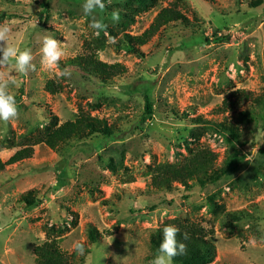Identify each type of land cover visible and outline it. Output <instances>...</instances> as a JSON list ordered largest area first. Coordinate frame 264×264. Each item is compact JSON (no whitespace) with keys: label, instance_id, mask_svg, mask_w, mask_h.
<instances>
[{"label":"rangeland","instance_id":"rangeland-1","mask_svg":"<svg viewBox=\"0 0 264 264\" xmlns=\"http://www.w3.org/2000/svg\"><path fill=\"white\" fill-rule=\"evenodd\" d=\"M84 2L0 0V24L10 29L7 44L31 49L35 65L26 75L15 72L14 61L4 69L15 76L9 90L19 97L20 114L0 121V160L29 147L46 126L73 121L79 110L123 133L115 140L90 136L87 154L69 156L75 144L55 151L38 144L30 158L0 172V264H35L33 249L48 240L57 243L68 264H150L156 255L151 232L183 221L213 231L211 264H264V0H112L96 12L108 25L98 35L89 28ZM254 3L260 4L251 7ZM170 7L187 24L172 23L138 50L130 49L127 36L141 35ZM114 8L121 10L118 23L111 19ZM49 34L63 43L61 68L94 54L125 71L105 84L82 69L60 77L41 65ZM50 81L62 90L48 94ZM234 90L254 100L234 114L216 113ZM144 94L153 106L151 120L142 132L132 131L144 112ZM243 110L252 111L242 117ZM198 115L236 125L239 142L229 143L214 125L192 124ZM200 148L217 156V169L233 151L243 162L228 179L193 186L187 200L150 187L155 166L181 164ZM26 196L39 202L28 208L22 203ZM241 210L250 217L234 222L226 215ZM89 226L98 233L95 244ZM75 242L84 246L83 255L74 250Z\"/></svg>","mask_w":264,"mask_h":264},{"label":"trees","instance_id":"trees-1","mask_svg":"<svg viewBox=\"0 0 264 264\" xmlns=\"http://www.w3.org/2000/svg\"><path fill=\"white\" fill-rule=\"evenodd\" d=\"M138 1V0H137ZM140 1V0H139ZM212 3L214 0H204ZM260 3L250 4L251 7H257ZM179 22L187 24V18L178 11L175 7L164 8L160 10L149 27L139 36H127V44L132 50H138L139 46L145 45L154 35L161 29L169 26L172 23ZM72 66V69L87 70L89 76L98 79L102 84L106 83L107 78L116 76L125 71L124 67L119 64H106L90 54L86 57H75L66 63ZM48 94L54 95L59 93L62 88L59 85H54L53 82H48L45 86ZM21 94V91H20ZM16 100L19 99L16 96ZM254 100L252 94L243 90H234L228 92L222 99L221 105L217 108L216 113L234 114L244 104ZM144 112L140 119L133 126L132 131H143L144 126L151 120L152 103L147 94H144ZM252 110H243L239 112L242 117H247ZM187 116V113H185ZM191 123L194 125H214L217 132L223 134L229 143L239 142L240 132L238 127L229 122L212 123L206 121L202 116L192 118ZM122 131L117 130L114 125H108L105 119L92 117L90 114L79 110L77 117L73 121H66L60 125L54 123L53 126H46L38 136L31 141L29 147H25L16 151L6 162L0 160V172H3L7 166L19 163L32 156V147L38 144H44L50 150H58L65 145H74L69 152V156L76 152H83L87 154L90 150L87 139L92 135L103 136L106 140H115L121 135ZM123 134V133H122ZM261 153H263L261 151ZM243 155L236 151L228 153V156L223 161L221 168H215L217 156L208 149H197L196 151H189V156L178 165H162L155 166L150 175V187L155 191L163 192L167 195H173L175 192L179 194L182 200H187V193L190 192L193 186L204 188L206 185L217 184L221 180L228 179L235 170L243 162ZM177 186H174V185ZM174 198L168 201L172 204ZM39 202L38 199L22 197V203L28 208L35 207ZM153 210V208L151 207ZM227 217L230 221L240 222L248 219L250 216L246 210L228 212ZM171 224H164L162 227L151 232L149 236V245L151 251L155 255L162 241V230L165 226ZM180 229L178 240H182L183 233H188L189 239L184 241L187 244V253L182 256H177L174 259V264H211L215 257V246L213 239V231H207L197 223L183 221L174 223ZM88 238L92 244L97 242L98 233L94 227H88ZM35 256V264H68L65 255L60 251L57 243L54 240H48L33 249Z\"/></svg>","mask_w":264,"mask_h":264},{"label":"clouds","instance_id":"clouds-1","mask_svg":"<svg viewBox=\"0 0 264 264\" xmlns=\"http://www.w3.org/2000/svg\"><path fill=\"white\" fill-rule=\"evenodd\" d=\"M112 0H85L82 5L85 16L91 17L89 28L96 30L97 35L100 31H107L108 25L102 19L96 16L97 10L103 11ZM111 19L118 23L121 17L119 8L112 9ZM10 29L6 24H0V121L8 122L19 118V109L16 102L15 94L9 90V85L14 83L15 76L11 72H7L9 63L14 61V69L16 73L27 74L35 69L32 63L34 57L31 49H18L15 46L7 44V38ZM112 43L116 42V37H110ZM41 65L48 70H55L60 77H71L72 66L60 67V61L64 56L63 43L54 38L51 34L43 38L41 47ZM180 229L175 225H167L162 230V241L159 245L155 257L150 261V264H174V259L177 256H182L187 253V244L184 241L189 239L188 233H183L182 240H178ZM74 250L83 255L85 252L84 246L75 242Z\"/></svg>","mask_w":264,"mask_h":264}]
</instances>
